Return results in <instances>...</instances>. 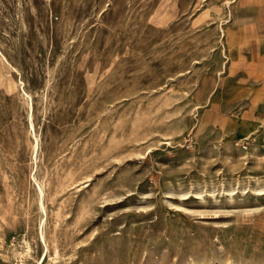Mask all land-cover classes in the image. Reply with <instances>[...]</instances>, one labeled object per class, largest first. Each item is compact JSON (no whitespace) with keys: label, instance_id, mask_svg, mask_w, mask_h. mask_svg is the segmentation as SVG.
<instances>
[{"label":"rangeland","instance_id":"374dc122","mask_svg":"<svg viewBox=\"0 0 264 264\" xmlns=\"http://www.w3.org/2000/svg\"><path fill=\"white\" fill-rule=\"evenodd\" d=\"M0 264H264V0H0Z\"/></svg>","mask_w":264,"mask_h":264},{"label":"bare ground","instance_id":"6f19581e","mask_svg":"<svg viewBox=\"0 0 264 264\" xmlns=\"http://www.w3.org/2000/svg\"><path fill=\"white\" fill-rule=\"evenodd\" d=\"M30 123H31L30 124L31 128L33 129L34 128V125H33L34 123L32 121V114L30 115ZM37 147H38V139L36 140V143L34 144V149H37ZM38 188H39V191H40V197L42 198L43 197V194H44V190H43L44 188L41 186V183L38 184ZM41 204H42L41 205L42 208L45 210V206H44L45 204H43L42 200H41ZM42 222L44 223V221H42ZM41 237H42L43 241L46 242V238H45L46 236L44 235L43 230H41Z\"/></svg>","mask_w":264,"mask_h":264},{"label":"crops","instance_id":"0c3cea01","mask_svg":"<svg viewBox=\"0 0 264 264\" xmlns=\"http://www.w3.org/2000/svg\"><path fill=\"white\" fill-rule=\"evenodd\" d=\"M248 1H250V2H253V3H254V1H256V0H248ZM258 1H260V0H258Z\"/></svg>","mask_w":264,"mask_h":264}]
</instances>
